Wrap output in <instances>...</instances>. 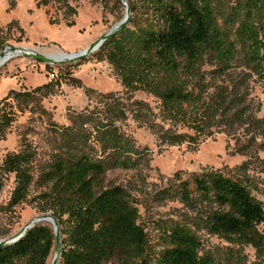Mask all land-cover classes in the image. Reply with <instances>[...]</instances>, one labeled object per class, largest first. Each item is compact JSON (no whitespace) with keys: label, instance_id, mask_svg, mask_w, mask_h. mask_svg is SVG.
Returning a JSON list of instances; mask_svg holds the SVG:
<instances>
[{"label":"trees","instance_id":"trees-1","mask_svg":"<svg viewBox=\"0 0 264 264\" xmlns=\"http://www.w3.org/2000/svg\"><path fill=\"white\" fill-rule=\"evenodd\" d=\"M53 1L75 13L69 0L35 4ZM127 2V24L104 40L95 54L111 64L128 101L111 92L98 93L100 106L69 112L68 125L53 123L56 135L39 167L36 149L22 138L19 150L0 162V184L4 175H13L7 210L25 202L32 185L41 188L29 200L39 213L50 212L58 221L62 240L57 264H220L222 259L247 264L245 246L256 258L248 264H261L264 231L259 225L264 208L252 194L257 187L245 165L235 176L217 170L184 177L175 173L173 185L155 193L157 200L179 201L190 214L162 229L164 244L152 263L136 199L129 187L112 182L107 173L135 169L148 161L146 150L139 149L118 123L128 118V112L170 144L196 142L220 130L234 140L238 153L252 157L264 149V112L259 114L261 102L251 96V83L264 80V0ZM114 3L122 5L119 0ZM5 45L0 37V50ZM238 56L245 68L239 71L232 66ZM205 63L210 69L202 70ZM206 76L222 83H211ZM51 85L49 81L31 90L11 89L0 99V140L16 110H22L19 102L30 101L35 93L47 94L44 90ZM138 90L160 101L157 113L146 102L131 100ZM179 126L187 131L177 130ZM199 231L228 246L224 252L205 249ZM9 232L0 231V238ZM53 241L51 225L36 224L16 241L0 246V264H48Z\"/></svg>","mask_w":264,"mask_h":264},{"label":"rangeland","instance_id":"rangeland-1","mask_svg":"<svg viewBox=\"0 0 264 264\" xmlns=\"http://www.w3.org/2000/svg\"><path fill=\"white\" fill-rule=\"evenodd\" d=\"M69 3L75 9L74 14L66 11L58 1L38 7L35 0H0L1 39L6 45L35 48L45 54L77 52L116 23L124 12L123 6H116L114 0H69ZM49 18L56 23L50 24ZM68 21H72V24H67ZM96 51L81 59L58 65L45 66L24 55H15L0 65V99L11 89L31 90L38 85L53 82L44 90L47 94L35 93L30 101L19 102L23 106L22 110H16L15 120L5 138L0 140V162L7 153L19 150L21 139L25 138L36 149V165L39 167L47 158L56 135L53 123L68 125L69 112H78L86 106H100L101 100L96 96L98 93L111 92L124 102L128 101L120 77L106 60H98ZM232 66L237 71L245 69L241 56ZM210 67L205 63L201 68L207 70ZM51 72H54L53 77L50 76ZM205 80L222 83L220 78L212 80L206 76ZM251 86V96L261 102V115L264 112V80H255ZM86 89H92L94 93L88 94ZM133 99L146 102L155 113L160 108V101L145 91L133 92ZM9 100L17 109L16 101L11 98ZM127 115L125 121L118 123L134 139L139 149L146 150L148 161L144 164L142 162L135 169H113L107 173V178L129 187L136 199L138 222L146 233L147 249L151 252L147 255L148 259L151 260L163 247L162 229L190 214L175 199L155 198L158 190L173 185L176 174L184 177L191 172L217 170L235 176L239 166L245 165L246 175L257 187L252 189V194L263 203L264 208V149L252 157L238 153L234 150V140L220 130H213L210 135L201 136L196 142L170 144L161 141L146 125H140L132 119L130 112ZM176 129L186 130L181 126ZM188 132L191 133L190 130ZM0 186V231L9 230V233H13L39 214L29 199L41 188L32 185L28 199L9 211L6 202L14 186L13 175H4ZM259 228L264 231V221ZM199 235L205 249L224 252L228 246L221 238L209 236L204 231H199ZM243 253L247 264L256 261L250 246H245ZM224 261L222 259L220 264H227ZM261 264H264V259Z\"/></svg>","mask_w":264,"mask_h":264},{"label":"water","instance_id":"water-1","mask_svg":"<svg viewBox=\"0 0 264 264\" xmlns=\"http://www.w3.org/2000/svg\"><path fill=\"white\" fill-rule=\"evenodd\" d=\"M119 1L123 6V11H124L123 16L116 23H114L110 28H108L104 33H102L96 39H94L91 43H89V45H87L85 48L77 51L76 53H66L69 55L66 61L81 59L84 56L94 52L95 50L99 48V46L102 44L104 40L114 35L119 29H121L124 25L127 24L129 16H130V9H129L128 2L127 0H119ZM5 48L10 49L13 55H24V56L30 57L31 59L40 61L44 63L45 65L46 64L58 65V64L65 62L64 60H55L48 54L42 53L35 48H29L26 46H16L12 44H7L0 50V57H3L2 51ZM47 221L51 225L53 235H54L52 253L48 261V264H57L60 259V255H61L62 237L60 235V227H59L58 221L50 212L39 213L33 216L24 225H22L18 230H16L15 232L11 233L10 235L6 237L0 238V246L8 245L16 241L29 228L39 223H46Z\"/></svg>","mask_w":264,"mask_h":264},{"label":"bare ground","instance_id":"bare-ground-1","mask_svg":"<svg viewBox=\"0 0 264 264\" xmlns=\"http://www.w3.org/2000/svg\"><path fill=\"white\" fill-rule=\"evenodd\" d=\"M71 53H76V52H71ZM2 55H3V57H0V65H2L5 61L10 59L11 57L15 56V55H13L12 51L8 48H5L2 51ZM48 55L51 56L55 60H63L64 59V61H66L69 57L68 54L63 53V52H54V53L48 54ZM46 223H48V221Z\"/></svg>","mask_w":264,"mask_h":264},{"label":"built area","instance_id":"built-area-1","mask_svg":"<svg viewBox=\"0 0 264 264\" xmlns=\"http://www.w3.org/2000/svg\"><path fill=\"white\" fill-rule=\"evenodd\" d=\"M50 76L53 77V76H54V72H51V73H50Z\"/></svg>","mask_w":264,"mask_h":264}]
</instances>
